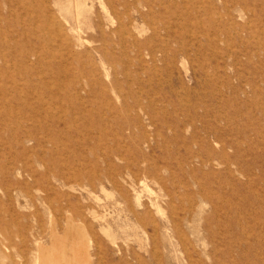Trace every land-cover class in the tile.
<instances>
[{
    "label": "rangeland",
    "instance_id": "1",
    "mask_svg": "<svg viewBox=\"0 0 264 264\" xmlns=\"http://www.w3.org/2000/svg\"><path fill=\"white\" fill-rule=\"evenodd\" d=\"M0 264H264V0H0Z\"/></svg>",
    "mask_w": 264,
    "mask_h": 264
},
{
    "label": "bare ground",
    "instance_id": "2",
    "mask_svg": "<svg viewBox=\"0 0 264 264\" xmlns=\"http://www.w3.org/2000/svg\"><path fill=\"white\" fill-rule=\"evenodd\" d=\"M87 43V42H86ZM90 45V44H89ZM81 234V233H80ZM57 239V238H56ZM55 242V241H54ZM56 245H58V244H56ZM66 247V246H65ZM55 249H58V247L56 248L55 247ZM56 252L58 253V250H56ZM66 254V253H65ZM55 256H56V254H55ZM56 257H58V256H56ZM58 259V258H57ZM56 260V259H55Z\"/></svg>",
    "mask_w": 264,
    "mask_h": 264
}]
</instances>
